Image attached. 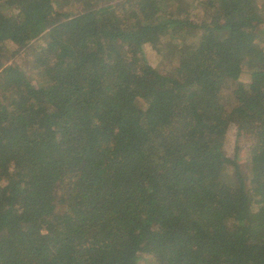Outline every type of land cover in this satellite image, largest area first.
<instances>
[{"label":"trees","instance_id":"16d2710c","mask_svg":"<svg viewBox=\"0 0 264 264\" xmlns=\"http://www.w3.org/2000/svg\"><path fill=\"white\" fill-rule=\"evenodd\" d=\"M143 255L264 264V0H0V264Z\"/></svg>","mask_w":264,"mask_h":264},{"label":"rangeland","instance_id":"374dc122","mask_svg":"<svg viewBox=\"0 0 264 264\" xmlns=\"http://www.w3.org/2000/svg\"><path fill=\"white\" fill-rule=\"evenodd\" d=\"M183 4H184L185 7H188L189 6V1H186V2L184 1ZM108 49H109V51H111L114 54L118 55L122 51V45L120 43H118V42L109 43L108 44ZM28 54H31V56H32V51H29ZM28 54H27V52L24 51L20 55V58L22 59L23 62H25V64L27 66H29L28 60L29 59L31 60V57ZM148 55H149V57H150V59H151V61H152V63L154 65H156L157 67L161 68L162 70L164 69V65H165L164 62L165 61L163 60V57H161L159 55L158 52H156L155 50H152V49H148ZM167 66L170 67L169 64H167ZM248 79H249L248 75H243L242 78H241L242 81H248ZM33 80L35 82H37V83L39 82V80L37 78H33ZM232 142H235V141H233V136H231V143ZM248 156H249L248 150L247 149L243 150V152H242V157H244L243 159L247 160ZM140 262H141V264H152L151 257L150 256H145V255L141 256Z\"/></svg>","mask_w":264,"mask_h":264}]
</instances>
